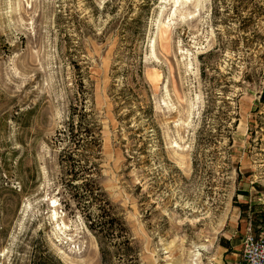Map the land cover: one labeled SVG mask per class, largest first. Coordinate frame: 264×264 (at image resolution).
<instances>
[{
  "label": "rangeland",
  "instance_id": "obj_1",
  "mask_svg": "<svg viewBox=\"0 0 264 264\" xmlns=\"http://www.w3.org/2000/svg\"><path fill=\"white\" fill-rule=\"evenodd\" d=\"M263 91L264 0H0V264H238Z\"/></svg>",
  "mask_w": 264,
  "mask_h": 264
},
{
  "label": "built area",
  "instance_id": "obj_2",
  "mask_svg": "<svg viewBox=\"0 0 264 264\" xmlns=\"http://www.w3.org/2000/svg\"><path fill=\"white\" fill-rule=\"evenodd\" d=\"M238 264H264V219L256 227L250 221L247 223Z\"/></svg>",
  "mask_w": 264,
  "mask_h": 264
},
{
  "label": "trees",
  "instance_id": "obj_3",
  "mask_svg": "<svg viewBox=\"0 0 264 264\" xmlns=\"http://www.w3.org/2000/svg\"><path fill=\"white\" fill-rule=\"evenodd\" d=\"M263 93H264V91H263ZM67 128H68L67 133H69L71 135V137L73 138L74 137V135H73V130H74L73 120H71V121L68 122ZM83 131L85 133H89L91 130H90V128L87 129L86 127H84L83 128ZM62 132H63V134L66 135V130H63ZM81 140H82L83 144L85 143L86 145L91 142V141L87 140V138H85V137L82 138ZM82 168H84V166H82ZM81 171H83L81 173V175L83 176L82 178H86V179L89 178V177L86 176L87 174H85L87 171H89V169H85L84 168V169H81ZM5 185H6L5 187H8V183H6ZM80 186L83 187L84 190H85V192H88L91 196H94L93 194L100 189V187L98 186V184L96 182H94L93 184H91L87 180L84 181ZM91 201L92 200H90L89 202H91ZM89 202H88V204H89ZM100 207H101L100 209H102V214L105 213V210H106L105 209L106 208L105 207V204L104 203L100 204ZM112 221H113L112 219H105L103 221H99V223H97L96 225L94 223H92V224H94L93 226L94 227L96 226L95 228L99 229L100 232H104L105 231L104 228H108L109 229V226H112L111 225L112 224ZM100 223H102V224H100ZM50 261H51V264H59L58 262H55L52 259H50ZM34 264H36V262Z\"/></svg>",
  "mask_w": 264,
  "mask_h": 264
},
{
  "label": "crops",
  "instance_id": "obj_4",
  "mask_svg": "<svg viewBox=\"0 0 264 264\" xmlns=\"http://www.w3.org/2000/svg\"><path fill=\"white\" fill-rule=\"evenodd\" d=\"M251 222V220H248V221H246L245 220V224H243V229H241V234L243 235V233H244V230H245V227H246V225H247V223L248 222ZM252 223V222H251ZM231 225H230V230H231V232H227V231H224V233H226V234H229L228 236L227 235H222L223 236V241H224V246H221V248H223L224 249V251L225 252H228L229 251V253H227L226 254V256H229V258H230V262L232 261V262H234L235 261V257L234 256H236L237 255V253H234V252H230V248H231V242H230V239H231V236L233 235L232 233H233V231L237 228V222L236 221H234V223H230ZM242 225V224H241ZM258 225V224H257ZM257 225H255L254 227H256ZM240 253H241V244H240ZM235 264H237V262H234ZM233 263V264H234Z\"/></svg>",
  "mask_w": 264,
  "mask_h": 264
},
{
  "label": "bare ground",
  "instance_id": "obj_5",
  "mask_svg": "<svg viewBox=\"0 0 264 264\" xmlns=\"http://www.w3.org/2000/svg\"><path fill=\"white\" fill-rule=\"evenodd\" d=\"M183 1H184V0H183ZM185 1H186V0H185ZM177 2H178V0H176V1L174 0V4H175V5L177 4Z\"/></svg>",
  "mask_w": 264,
  "mask_h": 264
}]
</instances>
